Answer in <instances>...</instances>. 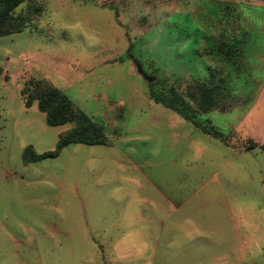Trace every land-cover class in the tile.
<instances>
[{"label": "rangeland", "instance_id": "rangeland-1", "mask_svg": "<svg viewBox=\"0 0 264 264\" xmlns=\"http://www.w3.org/2000/svg\"><path fill=\"white\" fill-rule=\"evenodd\" d=\"M13 15L27 24L0 36V264H264V0H27ZM197 84L221 86L195 113L220 139L149 95ZM53 89L72 104L55 127L34 99ZM79 111L101 144L23 163Z\"/></svg>", "mask_w": 264, "mask_h": 264}, {"label": "trees", "instance_id": "trees-1", "mask_svg": "<svg viewBox=\"0 0 264 264\" xmlns=\"http://www.w3.org/2000/svg\"><path fill=\"white\" fill-rule=\"evenodd\" d=\"M25 1L27 0H0V36L18 33L26 26V18L13 15V11ZM220 94V85L209 88L204 84H197L190 88L185 97L178 94L174 88H169L166 92L160 93L151 90L149 93L155 103L162 104L164 107L176 112L203 133L215 139H220L221 134L216 130L203 126L195 117V113H207L219 108L218 97ZM34 99L37 100L38 110L45 114L47 125L55 127L72 120V104L60 91L48 90L46 93L36 94ZM191 102L194 103L195 108H192ZM31 103V99H26V107H29ZM77 122L81 128L61 137L53 151L37 154L32 147H26L22 152L23 163L28 164L54 158L68 144L96 145L103 142L104 136L101 130L81 111L78 112Z\"/></svg>", "mask_w": 264, "mask_h": 264}, {"label": "water", "instance_id": "water-1", "mask_svg": "<svg viewBox=\"0 0 264 264\" xmlns=\"http://www.w3.org/2000/svg\"><path fill=\"white\" fill-rule=\"evenodd\" d=\"M137 72L142 75L148 82L152 81L150 77H148L142 70V67L139 64H136Z\"/></svg>", "mask_w": 264, "mask_h": 264}]
</instances>
